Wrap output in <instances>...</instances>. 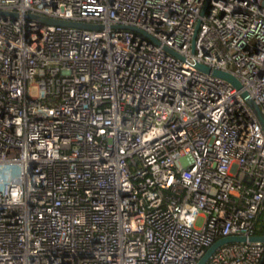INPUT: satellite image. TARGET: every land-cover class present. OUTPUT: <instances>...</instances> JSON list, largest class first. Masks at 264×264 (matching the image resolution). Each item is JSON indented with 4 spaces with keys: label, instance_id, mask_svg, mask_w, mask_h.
I'll return each mask as SVG.
<instances>
[{
    "label": "built area",
    "instance_id": "1",
    "mask_svg": "<svg viewBox=\"0 0 264 264\" xmlns=\"http://www.w3.org/2000/svg\"><path fill=\"white\" fill-rule=\"evenodd\" d=\"M0 13V264H198L222 239L264 236L261 126L241 91L166 51L232 73L264 113V0ZM207 264H264V243Z\"/></svg>",
    "mask_w": 264,
    "mask_h": 264
},
{
    "label": "water",
    "instance_id": "2",
    "mask_svg": "<svg viewBox=\"0 0 264 264\" xmlns=\"http://www.w3.org/2000/svg\"><path fill=\"white\" fill-rule=\"evenodd\" d=\"M13 16H17V15L14 14ZM31 18L35 19L41 23L53 25V26L70 27V28H77V29H83V30H101L102 29V26L85 24V23H76V22L67 21V20H57V19L55 20V19L39 17V16H32ZM200 25H201V23H199L196 27L195 38L193 40V49L195 46L194 43H195V39H196L198 30L200 28ZM115 28L130 30V31L141 33V34L145 35L146 37L150 38L157 45H159L158 41H156L155 39L150 37L144 31L139 30L135 27L119 26V27H115ZM166 51L169 52L170 54H172L173 56L189 63L198 71H200L204 74L219 78L221 80H224L225 82L229 83L236 90L241 91L242 97L246 101L248 107L253 112L255 118L257 119V122L259 123V125L261 126V128L264 132V113L262 112V110H261L260 106L257 104V102L253 99V97L248 92L243 90L242 83L240 82V80L235 75H233L232 73H229L227 71H223V70H219V69H212L210 67H207V66L200 64L198 62H195V61H188V60L184 59L182 56L178 55L177 53H175L174 51H171L169 49H166ZM247 242H252V243L262 242V243H264V236L263 237L262 236H252L249 238H246V237H229V238L222 239V240L218 241L217 243H215L207 251V253L199 261L198 264H207L208 261L210 260V258L217 252V250L220 249L224 245L233 244V243H247Z\"/></svg>",
    "mask_w": 264,
    "mask_h": 264
},
{
    "label": "trees",
    "instance_id": "3",
    "mask_svg": "<svg viewBox=\"0 0 264 264\" xmlns=\"http://www.w3.org/2000/svg\"><path fill=\"white\" fill-rule=\"evenodd\" d=\"M257 233L260 235H264V214L259 219Z\"/></svg>",
    "mask_w": 264,
    "mask_h": 264
},
{
    "label": "rangeland",
    "instance_id": "4",
    "mask_svg": "<svg viewBox=\"0 0 264 264\" xmlns=\"http://www.w3.org/2000/svg\"><path fill=\"white\" fill-rule=\"evenodd\" d=\"M202 222H203L202 220L199 221L198 227H201L202 226Z\"/></svg>",
    "mask_w": 264,
    "mask_h": 264
}]
</instances>
